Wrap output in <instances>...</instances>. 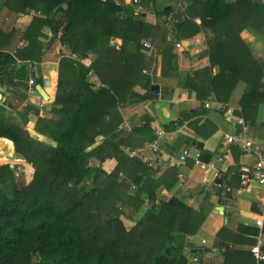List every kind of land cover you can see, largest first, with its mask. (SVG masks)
Returning a JSON list of instances; mask_svg holds the SVG:
<instances>
[{"label":"trees","instance_id":"16d2710c","mask_svg":"<svg viewBox=\"0 0 264 264\" xmlns=\"http://www.w3.org/2000/svg\"><path fill=\"white\" fill-rule=\"evenodd\" d=\"M137 1L142 10L124 0H3L11 13L44 15L37 14L24 33L29 44L19 51L20 58L41 62L46 27L52 41L60 36L67 55L60 61L55 102L36 124V131L50 140L33 138L0 110V139L12 141L16 154L35 170L27 184L15 176L16 168L0 167V184H14L12 196L0 187V264H189L186 238L197 233L206 214L176 197L160 200L163 180L155 178L157 169L129 156L157 138L150 120L131 132L119 129L123 108L151 99L152 58L144 43L151 41L152 53L162 54V77L176 71L169 31L147 20L149 14L160 17L176 8L158 10L156 0ZM182 1L186 9L179 10L173 29L176 44L204 33L210 59L206 70L193 74L188 89L200 102L225 103L242 82V109L258 105L264 66L241 34L246 29L264 33V0ZM112 40H121V47ZM15 70L14 58L0 51V81L10 83ZM91 73L99 87L89 81ZM137 87L147 93L140 95ZM140 134L149 137L132 145ZM101 136L105 141L92 148ZM3 150L12 151L5 140ZM112 161L116 166L107 168ZM122 217L134 222L131 230Z\"/></svg>","mask_w":264,"mask_h":264},{"label":"crops","instance_id":"0c3cea01","mask_svg":"<svg viewBox=\"0 0 264 264\" xmlns=\"http://www.w3.org/2000/svg\"><path fill=\"white\" fill-rule=\"evenodd\" d=\"M2 1H0V51L9 53L17 49L22 40H26L24 33L35 15L32 12L11 13L3 8ZM226 1L234 4L237 0ZM181 2L182 0H156L155 8L158 10L177 8ZM9 13L12 14L10 17ZM196 22L199 24L200 20L197 19ZM43 33L46 40L40 41L45 48L41 62L32 63L21 58L24 62L21 66L25 67L24 71L17 67L10 83L0 81V110H5L6 116L24 128L33 138L35 136L32 130L50 140L36 131V124L38 117H44L55 102L59 65L67 51L60 42V36L52 41L50 28H44ZM259 35L263 36L262 41H259ZM241 37L250 46L255 58L262 62L264 33L246 29ZM28 44L26 40V46ZM176 47L173 53L176 55V71L169 77H162V54L156 56L155 53V57L151 59L150 74L154 79L153 85L160 88L159 99H153L151 96L147 101L132 103L121 110L122 124L126 132L142 127L150 120V127L155 136L164 133L157 153L153 151L152 142L149 141H146L143 147H135L132 150L138 151L139 158L149 167L157 169L155 178L163 180V186L158 191L160 200L176 197L184 200L190 207L202 208L206 214L197 233L186 238V246L187 242L195 244L194 247L187 246L184 250L189 264H264V261L258 263L251 251L258 243V235L254 236L253 231L262 230L264 234V185L252 183L243 188L234 173L237 167L238 170L253 168L257 159L244 154L240 146L225 142V136L240 133L246 127L248 135L255 141L257 147L264 149V94L257 100L258 105L255 104L248 111H244L241 101L246 93V86L239 82L228 101L216 103L213 98H209L213 106L207 108L206 102H200L196 98V93L187 87L189 81L194 78V73L206 70L210 65L205 34L181 40L177 42ZM212 73L216 75L218 68H214ZM21 74L26 76L22 78L23 80L20 78ZM31 77L36 80L35 90L40 84L43 86L49 97L48 101L38 93H29L27 81ZM16 79L21 81L15 83ZM39 80L43 83H38ZM45 80H49L48 87L44 85ZM92 83L98 85L96 76ZM20 84H24V87ZM50 90L54 92L50 93ZM136 91L140 95L147 93L141 87H137ZM218 105H223L226 109L224 111L218 109ZM240 122H243L244 126ZM148 137V134H140L132 145L140 144ZM3 140L10 143L12 151L0 152V163L9 161L0 167L10 166L11 169L16 168L13 169L15 171L18 168L27 172L29 169L34 171L32 165L16 154L13 142L5 138H1L0 142ZM126 150L129 151L130 148ZM198 152L200 157L197 160ZM11 153L12 155H9ZM5 154L9 156L6 157ZM184 154L188 156L183 162L181 158ZM220 158L223 159L222 163L218 162ZM19 160L22 162H18ZM203 165L210 167L203 168ZM115 166L116 162L112 161L107 168L113 169ZM227 188H231L232 191L227 193ZM218 207L224 208L227 222L217 211ZM260 221L263 222L262 228L258 225ZM262 250L264 252V243Z\"/></svg>","mask_w":264,"mask_h":264},{"label":"built area","instance_id":"2783aa9c","mask_svg":"<svg viewBox=\"0 0 264 264\" xmlns=\"http://www.w3.org/2000/svg\"><path fill=\"white\" fill-rule=\"evenodd\" d=\"M133 4L138 5V1L137 0H132ZM139 10H142V6L138 5L137 7ZM186 9V4L184 1H182L179 5V7L177 8V10L173 11L172 13L169 14H163L160 17H155L154 19L157 21L154 24H160L162 27L166 28L169 31V35H170V40H173V36H174V28L176 26V21H177V17H178V12L179 10L181 11H185ZM33 14V13H32ZM35 15V14H33ZM36 16V15H35ZM144 46L148 49L149 53L151 54L154 50H153V45L150 41H147L144 43ZM26 47V40H22V42H20L19 47L15 50H13L12 52H9V54L14 58L15 60V65L16 67H21L22 64L24 63L21 58L19 57V51L23 48ZM262 63L264 65V55L262 57ZM147 72V71H146ZM19 80H15V83H18ZM27 86L29 87V93L30 94H34L37 93V91L35 90V86H36V80L31 77L28 81H27ZM206 107L208 108L207 104ZM225 106H223V111L225 110ZM242 126H244L243 122H240ZM121 129H124L123 127H121ZM163 135L164 133H160L157 134V138L152 142L151 147L153 149V151L155 153H157L159 151V146H160V142L163 139ZM225 142L227 144L230 145H238L240 146L241 150L243 151L244 154L246 155H252L257 159L256 165L251 168V169H247V168H240L238 170V174L240 175V185L241 187L245 188L250 186L252 183H259L260 185H264V149L257 147V145L255 144V141L248 135V132L246 130V127L243 128V131L237 134H234L232 136L227 135L225 136ZM131 157H137L138 156V151H133L130 154ZM186 156H188V154H184L181 158V161H185ZM200 157V153H197V160ZM220 163L223 162V159L220 158L219 161ZM214 165L212 164V167ZM210 166H205L203 165V168H209ZM15 176L19 177L20 176V172L18 170H16L15 172ZM232 189L231 188H227L226 192L229 193L231 192ZM258 225L263 226V222L260 221L258 222ZM257 245L255 247L252 248V253L255 256V259L257 260L258 263H261L264 261V252L262 250V245L264 243V234L261 230L260 234L257 236Z\"/></svg>","mask_w":264,"mask_h":264},{"label":"rangeland","instance_id":"374dc122","mask_svg":"<svg viewBox=\"0 0 264 264\" xmlns=\"http://www.w3.org/2000/svg\"><path fill=\"white\" fill-rule=\"evenodd\" d=\"M124 2L125 3H127L128 4V2L129 3H131L132 2V0H128V2L126 1V0H124ZM261 3H264L263 1H261ZM2 6H3V1H2ZM177 7V6H176ZM179 7V6H178ZM177 7V8H178ZM177 8H176V10H177ZM5 9V8H4ZM32 13L33 14H35V15H37L38 17H44V15H42V14H39V13H35V12H33L32 11ZM10 15H12V14H8V16L10 17ZM155 17H153V15H151V14H149L148 15V18H147V20L149 21V22H152L153 24L155 23V22H157L155 19H154ZM157 25H160V24H157ZM260 36V35H259ZM174 38H173V40H172V42L174 41L175 42V47H176V41H175V35L173 36ZM262 35L259 37V41H262ZM168 38H170V35L168 36ZM43 40H46L45 38H43ZM120 41V43L117 41V40H112L111 41V44L113 45V46H115L116 48H120L121 47V45H122V41L121 40H119ZM169 41H171L170 39H169ZM151 42V41H150ZM177 48V47H176ZM13 51V50H12ZM12 51H9V52H12ZM156 53V54H155ZM155 53H149V51L147 52V57L148 58H153V57H155V55L157 56V55H161V53L157 50ZM155 54V55H154ZM94 75L91 73L90 75H89V81H91L92 82V80L94 79ZM97 79V78H96ZM100 86V84L98 83V85H97V87H99ZM137 92V91H136ZM217 103V102H216ZM206 104H207V106H208V108H212V106H213V103L211 102V100L210 99H208V101L205 103V106H206ZM218 109H221V110H223V105H218V107H217ZM14 122V121H13ZM121 127H123L124 128V126H123V124L121 123L120 125H119V129H121ZM124 130V129H123ZM32 133H33V136H35V137H39L36 133H34L33 132V130H32ZM40 139H42V137H39ZM105 141V137H103V136H101V137H98V138H96V143L94 144V146L92 147V148H95V147H97V146H99V145H101L103 142ZM134 150H132L131 152H129V156H130V154L133 152ZM131 157V156H130ZM138 158H139V156H138ZM95 163V161H93L92 162V164H94ZM31 167V166H30ZM34 169V168H33ZM19 172H20V176L22 177H24V179L26 180V182L27 181H29V182H27V184H30L32 181H33V178H34V172H35V170L34 171H30L31 169H29L28 170V172L24 169H21V168H18L17 169ZM107 171V170H106ZM16 171L14 170V173H15ZM23 174V175H22ZM121 178H123V177H121ZM13 181H10V182H7V183H5L4 185L3 184H0V187L3 189L2 191L7 195V196H12V194H13ZM147 208H148V206H146L141 212V214H140V216L141 215H143L146 211H147ZM193 208V207H192ZM193 209H195V210H200V207L198 208V209H196V208H193ZM139 218V217H138ZM122 220H123V222H124V224H125V226H126V229L129 231V230H131L133 227H134V222L133 221H131L130 219H128V218H125V217H122Z\"/></svg>","mask_w":264,"mask_h":264},{"label":"water","instance_id":"95a60500","mask_svg":"<svg viewBox=\"0 0 264 264\" xmlns=\"http://www.w3.org/2000/svg\"><path fill=\"white\" fill-rule=\"evenodd\" d=\"M49 84H50V83H49V80H45L44 85L48 87ZM36 91H37V93H38V94H39V95H40L45 101H48V100H49V97H48V95L46 94V92L44 91V88H43L42 85L37 86ZM151 96H152L153 99H156V100L159 99V97H160V88H159L157 85H153V86H152V89H151ZM217 211L220 213V215L224 216L225 210H224L223 207H218V208H217ZM224 219H225V222H227L228 219H227L226 216H224ZM187 246H188V247H194L195 244L192 243V242H187Z\"/></svg>","mask_w":264,"mask_h":264}]
</instances>
